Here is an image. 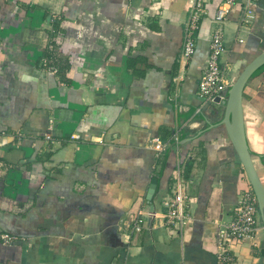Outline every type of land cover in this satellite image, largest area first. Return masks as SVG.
<instances>
[{"label": "crops", "instance_id": "obj_1", "mask_svg": "<svg viewBox=\"0 0 264 264\" xmlns=\"http://www.w3.org/2000/svg\"><path fill=\"white\" fill-rule=\"evenodd\" d=\"M222 1L206 0L185 61L190 0H0V231L15 237L0 242V264H217L219 226L247 179L224 126L209 125L215 103L197 92ZM243 1L223 21L229 85L264 50V0L248 23ZM52 44L60 73L41 66ZM243 109L261 176L264 70L245 85ZM175 135L155 169L154 141ZM178 168L182 231L161 216ZM257 238L234 247L240 264H264L263 228Z\"/></svg>", "mask_w": 264, "mask_h": 264}, {"label": "built area", "instance_id": "obj_2", "mask_svg": "<svg viewBox=\"0 0 264 264\" xmlns=\"http://www.w3.org/2000/svg\"><path fill=\"white\" fill-rule=\"evenodd\" d=\"M235 1L223 0L215 13V23L211 33L209 52L199 77L197 88V92L204 104L214 103L216 98H219V100L226 98L229 84L224 78V70L220 65V57L225 50L223 42V21L229 7ZM258 1H243L241 23H248L255 18L252 6ZM205 2L206 0H190L181 47V58L185 61L193 55L196 45V32L203 15L206 13ZM42 66L51 70L53 73L57 71L55 67L48 65V59L46 57L42 59ZM47 138L50 139L51 136L48 134ZM172 140L175 142V145L178 144V136L175 135ZM169 142H163L161 140L154 141L152 147L155 150L156 156V161L153 166L155 169L160 168V162ZM187 185L188 180L183 176L182 170L178 168L171 194L163 200L165 210L161 216L164 218V224L180 231H182L183 227L190 220L188 213L189 195L186 191ZM142 227L143 223L140 217L134 221L131 231L139 232ZM262 228L263 225L259 217L257 198L247 178L245 185L238 194L232 217L219 226L215 250L217 264H240L237 260L234 247L241 244L259 246L260 243L257 236ZM14 239L15 237L13 235L0 231L1 243H11Z\"/></svg>", "mask_w": 264, "mask_h": 264}, {"label": "water", "instance_id": "obj_3", "mask_svg": "<svg viewBox=\"0 0 264 264\" xmlns=\"http://www.w3.org/2000/svg\"><path fill=\"white\" fill-rule=\"evenodd\" d=\"M264 64V50L260 51L251 60H249L240 70L235 79L230 83L226 98L219 100L215 99V104L212 107V114L215 116L214 122L209 125H223L226 133L237 153V156L243 166L245 175L247 176L252 189L257 198L260 221L263 225L264 234V183L261 180L257 166L253 159L245 134L244 126V109H243V90L245 85L252 78L253 73ZM191 137L183 139L190 140ZM157 179H153V184ZM262 253H264V239L261 243Z\"/></svg>", "mask_w": 264, "mask_h": 264}, {"label": "trees", "instance_id": "obj_4", "mask_svg": "<svg viewBox=\"0 0 264 264\" xmlns=\"http://www.w3.org/2000/svg\"><path fill=\"white\" fill-rule=\"evenodd\" d=\"M53 28H54V31L52 33H56L57 32V28H58V23L57 21H54L53 23ZM53 47L52 49L49 48V50H47L45 52V56H47V59H48V65H51L53 67H55L57 69L56 73H60V69H61V63L63 62V59L62 57L58 56L56 51H55V46L54 44H52ZM41 66H42V63H41ZM264 70V64L262 66H260L254 73H253V76H256L257 74L261 73L262 71ZM175 145V142L172 140L169 142V144L167 145V148L166 150H170L171 147ZM191 162L192 160L189 159L186 164H185V176H188V173L190 171V168H191ZM261 178H262V181L264 182V173L261 175Z\"/></svg>", "mask_w": 264, "mask_h": 264}, {"label": "rangeland", "instance_id": "obj_5", "mask_svg": "<svg viewBox=\"0 0 264 264\" xmlns=\"http://www.w3.org/2000/svg\"><path fill=\"white\" fill-rule=\"evenodd\" d=\"M225 76H226V78H228V76H227V72H226ZM259 172H260V171H259Z\"/></svg>", "mask_w": 264, "mask_h": 264}, {"label": "bare ground", "instance_id": "obj_6", "mask_svg": "<svg viewBox=\"0 0 264 264\" xmlns=\"http://www.w3.org/2000/svg\"><path fill=\"white\" fill-rule=\"evenodd\" d=\"M260 175V174H259ZM261 177V176H260ZM261 180H262V178H261ZM263 182V181H262ZM264 183V182H263Z\"/></svg>", "mask_w": 264, "mask_h": 264}]
</instances>
